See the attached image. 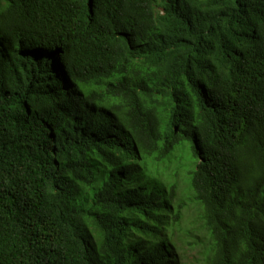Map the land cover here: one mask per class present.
<instances>
[{
	"label": "trees",
	"instance_id": "obj_1",
	"mask_svg": "<svg viewBox=\"0 0 264 264\" xmlns=\"http://www.w3.org/2000/svg\"><path fill=\"white\" fill-rule=\"evenodd\" d=\"M189 208L264 264V0H0V264H180Z\"/></svg>",
	"mask_w": 264,
	"mask_h": 264
},
{
	"label": "rangeland",
	"instance_id": "obj_2",
	"mask_svg": "<svg viewBox=\"0 0 264 264\" xmlns=\"http://www.w3.org/2000/svg\"><path fill=\"white\" fill-rule=\"evenodd\" d=\"M176 156L180 154L179 150H176ZM179 160H181L179 158ZM177 160L165 164L164 167H169L165 176L169 180H177L179 183L183 182L185 176V170L182 167L176 169ZM166 168V169H167ZM166 182V180H165ZM196 211L194 208H189L181 221L180 230L174 233V243L180 254V264H203V233L198 221L195 220ZM189 229L188 232L185 230Z\"/></svg>",
	"mask_w": 264,
	"mask_h": 264
}]
</instances>
